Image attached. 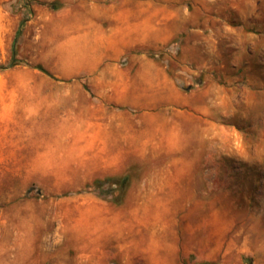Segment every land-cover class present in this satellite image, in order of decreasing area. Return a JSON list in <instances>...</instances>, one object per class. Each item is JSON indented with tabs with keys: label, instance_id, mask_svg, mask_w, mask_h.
Here are the masks:
<instances>
[{
	"label": "rangeland",
	"instance_id": "374dc122",
	"mask_svg": "<svg viewBox=\"0 0 264 264\" xmlns=\"http://www.w3.org/2000/svg\"><path fill=\"white\" fill-rule=\"evenodd\" d=\"M92 1L0 0V158L14 148L53 156L49 166L0 165V248L25 234L19 243L49 248L31 264H85L79 236L103 202L122 219L165 216L167 234L160 242L145 229L125 253L114 247L88 264H264L241 245V232L264 222V0H151L167 38L102 65L144 53L167 71L174 84L151 88L150 103L130 88L133 109L92 85L102 70L83 67L96 56L61 46ZM115 109L161 147L130 153L120 175L81 140L83 121ZM157 186L182 196L140 197ZM11 257L0 252V264H21Z\"/></svg>",
	"mask_w": 264,
	"mask_h": 264
},
{
	"label": "crops",
	"instance_id": "0c3cea01",
	"mask_svg": "<svg viewBox=\"0 0 264 264\" xmlns=\"http://www.w3.org/2000/svg\"><path fill=\"white\" fill-rule=\"evenodd\" d=\"M151 8V0L86 2L79 12L80 21L73 23V29L65 34L66 41L61 45L62 47L84 55L96 56L94 61L87 62L83 69L97 73L102 70L101 74L96 73L97 77L93 79L92 85L108 88L102 96L107 103L133 109L137 102L131 99L130 88L143 87L142 94L140 93L137 99L143 102L147 97L150 103L151 88L172 87L174 84L167 71L149 60L144 53L133 57L126 67L115 64L102 67L107 60H119L125 55L136 56L137 51L151 49L167 38L166 23L163 20L153 21ZM134 69L136 72L131 75ZM135 124L136 118L130 111L120 109L105 111L93 122H82L81 140L89 149L98 152L103 167L107 168L108 173L120 175L130 166L127 162L130 153L161 148L158 142L155 143L159 146L152 147L151 139H147L148 134L137 133ZM69 141H71L70 135ZM7 151L9 154L0 158V165L31 167L52 165L48 160L53 156L40 155L38 150H32L30 156L23 155L21 148ZM40 160L46 162L41 163ZM120 167L125 169L120 171ZM165 177L167 176H162L160 181H166ZM176 192L178 191L157 186L140 192V197L166 199L182 196ZM95 205V217L90 214V221L82 226L79 236L82 242L81 261L85 264L94 261L93 257L106 255L114 247H121L125 253L129 247H134L135 242L132 239L136 238V233L141 237L145 229L150 239H159L161 242L166 237L167 228L163 223L166 220L165 216L156 217V223L152 222L150 214L137 217L134 213L130 218L122 219L119 208L103 202H95ZM138 222L141 224L137 227ZM57 231H63L59 234L62 240L68 237L64 228H59ZM24 236L25 234H16L18 238L16 244L14 246L2 244L0 252L3 255L15 253L16 259L11 257V262L21 264L33 263L30 258L36 254L49 253L48 246L37 247L19 243V238ZM241 243L247 253L252 250L264 261V222L257 221L253 233L241 232Z\"/></svg>",
	"mask_w": 264,
	"mask_h": 264
},
{
	"label": "trees",
	"instance_id": "16d2710c",
	"mask_svg": "<svg viewBox=\"0 0 264 264\" xmlns=\"http://www.w3.org/2000/svg\"><path fill=\"white\" fill-rule=\"evenodd\" d=\"M14 59H15V51L13 50V63L11 64V67L15 65ZM39 69L42 70L43 72H45L42 68L39 67Z\"/></svg>",
	"mask_w": 264,
	"mask_h": 264
}]
</instances>
